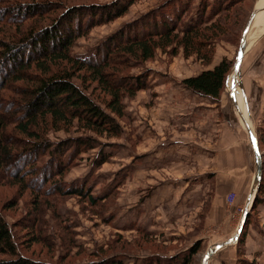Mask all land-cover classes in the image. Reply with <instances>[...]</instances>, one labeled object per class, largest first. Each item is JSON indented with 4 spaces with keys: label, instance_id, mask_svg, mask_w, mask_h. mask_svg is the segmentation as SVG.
Segmentation results:
<instances>
[{
    "label": "rangeland",
    "instance_id": "rangeland-1",
    "mask_svg": "<svg viewBox=\"0 0 264 264\" xmlns=\"http://www.w3.org/2000/svg\"><path fill=\"white\" fill-rule=\"evenodd\" d=\"M3 1L5 0H0V2ZM31 1L35 2V0H20L19 2L25 4L31 3ZM38 1L51 2L56 7L63 9L85 7L93 11L96 10V6L107 5L114 0ZM123 1L125 0H121V2ZM212 2V0H134L132 6L123 17L101 25L98 24V26L90 29L84 37L78 38L72 46L70 54L78 59L95 56L99 46L108 37L121 30L124 26L143 18L144 15L152 11H157L159 7L163 8L167 4L174 7L188 5L190 8L178 25V31H180L192 18L196 17L199 5H212ZM259 4H261V11H259L256 18H263L264 0H246L241 6L237 7L239 8L238 11L232 12L229 18L227 17L228 20L224 25L225 29L234 30L236 28L235 25L238 24L237 22L250 16ZM2 7L3 4L0 3V12L3 9ZM60 14L61 12H58L56 16ZM86 18L87 16L85 15L82 24L87 21ZM42 23L44 22L42 21L38 27L46 25ZM26 26H31L30 22ZM253 29L256 30L255 27ZM14 30H16V27L0 26V37L4 38L2 34L4 31ZM143 33H146V31L142 25L132 34L140 37ZM226 33L228 34V31ZM254 33L251 36V43L255 37L257 39L260 33L262 34L258 30ZM132 34L126 32L128 36ZM205 34L203 33L204 36ZM8 36L6 35L5 39H8ZM177 39L172 42V46H165L169 39L156 40L159 46L162 47L154 52L153 59L145 63L133 60L131 63L132 68L126 72L129 73L128 76L134 79L143 72H147V83L150 86L153 84L154 78L162 75L160 71L153 67H160V69H163L161 71H166L167 74L169 72V75L172 72L184 75L185 64L207 66L203 63V60L198 58L197 54L186 57L182 48H180L181 46H176L179 45L177 41H180L181 37L179 36ZM238 46L239 43L236 48V45L227 42H218L213 45L210 51L212 58L209 64L216 53L219 52L222 53V59L226 58L234 63ZM208 51L209 49L202 50V54ZM212 52L213 54H211ZM50 66L52 67L51 71L46 76L41 74V72L32 70V67L27 69L25 72L27 74L24 76L27 78L30 75L35 77V73H38L37 78L34 80L24 78V81L20 82L12 83V81H9V87L7 88L15 87L20 92L7 93L8 101L0 100L1 104L4 106L6 102L4 107L10 108V111H14L16 108L20 109L29 99L21 91L24 89L33 91L38 87L36 86V83H39L37 79L40 80L44 76H57L61 70L69 68L66 67V64L59 61H55ZM168 68H172V70H168ZM84 74L85 72L82 71L76 74V77H82ZM231 74L232 71L230 72ZM230 75H228V78ZM238 77L239 88L243 96L241 67ZM73 83L80 89H84L81 91L86 95L91 96L92 93V98L101 105L100 93L102 92L100 89H96L97 84H89L87 82L85 86L80 78H74ZM235 83L238 82L236 81ZM225 85L226 88L221 94L224 93L230 101V92L228 90L231 86V78L227 79ZM21 87L24 88L21 89ZM101 96L102 98L104 97L103 95ZM117 97L122 102L125 114L123 118L111 114L121 128L119 137L108 138L107 135L98 136L94 133L83 132L78 128L76 122L70 129H61L58 132L41 127V130L36 133L39 134L40 138L42 137L43 140L45 139L48 142L47 145L50 148L45 155L40 150L38 153L40 158L36 161H32V157L23 155L25 153L23 149H26V144L31 140L29 141L26 137L14 132V122L12 120L22 117V114H18L20 116L15 118V114L9 112V116L4 117V121L12 124L8 128L12 133H9L10 138L7 133L5 137L8 139L5 147H7V150H11V160H8L0 167V216L11 231L13 241L17 245L21 258L41 264H95L103 258L112 257L118 258L123 264H144L143 257H147V255L174 256L177 254L176 252L180 253L179 251L187 249L185 248L186 246L188 247L186 240L193 239L199 233L200 235L201 233L205 235L214 231L205 221V215L210 206L209 198L201 205H188L185 203V208L177 216L187 219L189 215H192L196 222L193 227L194 230L190 233L183 231L185 233L184 236L181 234L175 236V243H171L170 240L166 241L171 236L165 237L162 233L156 237L157 233L153 234L149 231L150 223L146 215L161 211L164 216V224L168 222L170 224L173 219L171 216L177 213L179 207L172 205L171 200H168V204L164 206H155L151 202L153 195L156 193L155 184L147 183V178L143 174V151L147 152L149 149L147 146L143 148V113H145L143 111V91L131 93L120 89ZM0 99H2L1 96ZM235 111L237 112V110ZM237 114L242 116L238 112ZM9 119L12 120L9 121ZM246 127L248 128L247 124L245 126L247 130ZM249 127L252 128L250 122ZM261 129H264V127H260ZM252 132L256 138L255 132ZM84 137L85 140H92L89 143L91 144V149L82 148L81 153L78 152V149L76 153L73 152V149L67 151L68 148L63 149L62 153L54 152L58 149L55 147L60 141L76 138L83 140ZM262 149L264 150L263 147ZM26 150L29 151V148ZM59 156H62L63 164L59 162ZM100 159L106 160L101 166H97V161ZM58 164L62 166V175L60 176H56V172L60 168L58 167L57 171H55ZM26 165H34L36 168L46 165L48 168L50 167V170L47 172V167L40 168L38 169L39 173L36 172L35 176L29 178L22 173V168ZM15 171L18 174L13 176ZM47 177H50V184L42 188L43 180ZM49 185L52 187L48 188ZM54 185H58V187ZM78 186H83V197L63 195V191ZM203 192L201 190L197 194L200 195ZM208 192L209 190L206 191V194ZM88 198L95 199L94 203L91 204ZM235 199L236 195L233 193L228 194L225 199V215L232 217V220L235 219L234 223L239 220V216H241L239 212L242 209V207L236 206ZM147 234L151 241L143 237V235ZM161 237L164 239H161ZM183 240L185 241L183 242ZM199 243L201 242L199 241ZM204 254V249H201L200 245V252L196 256L194 264H201ZM2 260L9 259L0 257V261Z\"/></svg>",
    "mask_w": 264,
    "mask_h": 264
},
{
    "label": "trees",
    "instance_id": "trees-1",
    "mask_svg": "<svg viewBox=\"0 0 264 264\" xmlns=\"http://www.w3.org/2000/svg\"><path fill=\"white\" fill-rule=\"evenodd\" d=\"M20 0H5L0 2L3 9L0 12V26L16 27L14 31H4L3 37H0V96L3 101H8L7 93L20 92L15 87H9V81H24L27 69H34L36 72L48 75L51 66L55 61L66 64L68 69L61 70L59 75L51 77H41L36 83V89H24L23 92L29 99L20 109L10 111L0 102V167L11 160V150H7L5 143L8 142L6 133L9 136V126L4 121V117L9 116V112L22 114L18 119H9L14 123V132L20 136L26 137L29 142L23 149V155L32 157V161L40 158L39 151H49L48 142L36 133L41 127L54 130L70 129L74 122L77 123L81 131L94 133L98 136L107 135L108 138L119 137L121 128L111 114L123 118L124 107L117 97L120 89L131 93H137L147 90V72H143L132 79L126 73L131 69L133 60L147 62L153 59L154 52L160 49L156 40L166 39L165 46H172V42L181 37L176 45L182 48L186 57L197 54L203 63L209 65L211 60L210 51L213 45L218 42H227L237 45L240 41L243 29L249 16L245 20H240L235 25V29H225L227 17L232 12L238 11L239 6L246 0H212L211 4L199 5L196 17L192 18L180 31L178 25L182 22L184 16L189 12L188 5L170 6L167 4L163 8H157L108 37L107 40L99 46L97 54L93 57L78 59L71 56V48L78 38L84 37L93 27L106 22H111L123 17L134 0H114L110 4L96 6V10H88L85 7L61 8L47 1H31V3L19 2ZM211 5V6H210ZM210 6V9H209ZM237 8V9H236ZM63 10V12H62ZM61 12L59 16H56ZM87 16V21L82 24L83 17ZM42 27H38L42 22ZM41 21V22H40ZM30 22L31 26H26ZM143 25L146 33L136 36L134 31ZM223 25V26H222ZM228 31V34L226 31ZM126 32L132 35H126ZM203 33H206L205 36ZM9 35L5 39V36ZM178 40V39H177ZM202 40V41H201ZM209 49L202 54V50ZM102 51V52H101ZM213 54V52L211 53ZM127 56V57H125ZM46 66V67H44ZM233 66L232 60L222 59L221 62L211 71H204L199 75L187 78L181 81V85L201 97L211 99L218 103L221 93L226 88L228 75H230ZM50 68V69H49ZM84 71L82 77L76 74ZM32 75L28 79L37 78ZM126 74V75H124ZM40 77V76H39ZM74 78H80L82 83L97 84L96 89H100L101 106L88 94L73 83ZM18 85V84H16ZM24 87H21V89ZM30 90V91H29ZM82 90V91H81ZM28 92V93H26ZM24 95V96H25ZM103 95L104 97L102 98ZM17 116V117H16ZM16 121V123H15ZM65 130V131H66ZM12 134V133H11ZM256 139L259 152L261 154V181L259 183L250 214L244 225V228L238 238L237 245L240 247L245 240V231L251 214L262 202L264 197V129L256 132ZM80 138L66 139L60 141L54 152L62 153L63 149H73V152L81 153L82 148H90L92 140H83ZM64 146V147H63ZM61 148V149H60ZM78 153V154H79ZM22 155V156H23ZM63 156V155H62ZM60 157V163L63 161ZM106 159L97 161V166H101ZM44 165L41 169L46 168ZM53 167V166H52ZM60 170L57 171V168ZM65 167V166H64ZM34 165H26L22 171L23 175L31 178L39 173ZM48 168V167H47ZM62 166L58 164L55 171L56 176L62 175ZM49 172L50 167L46 169ZM18 174L13 172V176ZM24 176V179H25ZM31 180V179H29ZM50 184V177L43 180L42 188ZM57 186L58 185H54ZM52 186L49 185L48 188ZM83 186L73 187L63 191L64 196L83 197ZM48 190V189H47ZM57 190V189H56ZM89 202L94 203L95 199L88 198ZM149 240V235H143ZM151 241V240H149ZM201 243L196 242L187 250L177 253L174 256L147 255L143 257L144 264H194L195 256L200 251ZM16 243L13 241L12 233L0 216V257L9 260L0 261V264H41L26 260L20 257ZM161 254V253H160ZM165 255V254H163ZM95 264H123L118 258H103Z\"/></svg>",
    "mask_w": 264,
    "mask_h": 264
},
{
    "label": "crops",
    "instance_id": "crops-1",
    "mask_svg": "<svg viewBox=\"0 0 264 264\" xmlns=\"http://www.w3.org/2000/svg\"><path fill=\"white\" fill-rule=\"evenodd\" d=\"M259 5L255 18L261 11ZM255 28L262 34L255 37L256 41L254 39L243 54L241 71L242 99L256 134L264 127V22ZM254 30L252 26L249 39L255 34ZM221 60L222 53L219 52L207 66L185 64L184 75L175 72L169 75L160 67H153L162 75L154 78L153 84L143 91V148L149 147L147 152L143 151V174L147 183L155 184L156 193L151 202L155 206H164L171 200L172 205L179 207L171 216L170 224H164L161 211L146 215L149 231L157 233L156 237L162 233L165 237L171 236L166 241L175 243V236H184L183 231L194 230V216L189 215L187 219L177 216L185 203L201 205L209 198L205 221L214 231L205 235L199 233L186 240L188 247L200 241L204 253L235 236L240 218L234 223L235 219L225 215V199L233 193L236 206L244 208L258 171L246 125L224 93L215 103L180 84L184 79L213 70ZM237 82L235 86L239 87V77ZM235 86L232 87L231 82L228 92L234 95L237 103ZM201 190L204 192L198 195ZM262 199L251 214L242 246L236 242L221 247L207 264H264V197Z\"/></svg>",
    "mask_w": 264,
    "mask_h": 264
},
{
    "label": "water",
    "instance_id": "water-1",
    "mask_svg": "<svg viewBox=\"0 0 264 264\" xmlns=\"http://www.w3.org/2000/svg\"><path fill=\"white\" fill-rule=\"evenodd\" d=\"M257 13V10L256 8L252 11V13L250 14V16L248 17L247 19V22L245 24V27L243 29V32H242V35H241V38H240V42H239V46H238V49H237V53H236V57H235V60H234V63H233V66H232V69L231 71L234 73V74H237L238 70H240V67H241V61H242V57L243 55H241V51H242V48H243V44H244V41H245V38H246V35L248 33V30L250 28V25H251V22L255 16V14ZM230 101L233 102V100H231V97H230ZM234 104V103H233ZM235 105V104H234ZM234 108L237 110L238 113L239 110L237 108V106H234ZM243 122L245 121L244 118L241 116ZM245 124V122H244ZM247 128V127H246ZM247 132L248 134L250 135V138H251V142H252V145H253V150H254V154H255V158H256V163H257V168H258V171H257V176H256V180L254 182V185H253V189H252V193L245 205V207L243 208V213L241 214L240 216V221H239V226H238V229H237V232L235 234V236L233 237V239H231L229 242L227 243H224V244H220V245H214L213 247H211L203 256L202 258V261H201V264H207L208 261L210 260V258L215 254V252H217L221 247L223 246H226L228 244H231V243H236L238 241V238L244 228V225L248 219V216L250 214V211H251V203L252 201H254V197L256 195V192H257V189H258V186H259V183L261 181V155H260V152H259V149H258V145H257V141H256V138H255V135H251L250 132H249V129H247ZM253 133V132H252ZM254 193V194H253ZM253 196V197H252Z\"/></svg>",
    "mask_w": 264,
    "mask_h": 264
},
{
    "label": "bare ground",
    "instance_id": "bare-ground-1",
    "mask_svg": "<svg viewBox=\"0 0 264 264\" xmlns=\"http://www.w3.org/2000/svg\"><path fill=\"white\" fill-rule=\"evenodd\" d=\"M259 5H257V7H258ZM257 7H256V9H257ZM257 14V13H256ZM256 14H255V16H256ZM255 16H254V18H255ZM254 18H253V20H252V22H251V25H250V28H249V30H248V33H247V35H246V38H245V41H244V44H243V48H242V51H241V55H243L245 52H246V49L248 48V46L249 45H251L250 43H251V38L249 39V36H250V34H251V29H252V26H253V28L254 27H257L258 25H260V24H262V22H264V17L263 18H256L255 19V21H254ZM253 22H254V24H253ZM248 39H249V41H248ZM248 41V42H247ZM239 71L240 70H238V72H237V74H239ZM237 74H234L233 72H232V74H231V82H232V87H234L235 86V82L237 81V79H238V75ZM235 89H236V98L238 99L237 100V103H236V101H235V99H234V95L230 92L229 93V95H230V97H231V100H233V102L232 101H230L231 102V104L233 105V107L234 106H237V108H238V110H239V112H240V114L244 117V119H245V125L247 124V126H248V128L247 129H249V132H250V134L251 135H253V133H252V128H250L249 127V122H248V118H247V115L245 114V105H244V102H243V99H242V95H241V90H240V88L236 85L235 86ZM235 105H234V104ZM235 109V108H234ZM236 110V109H235ZM243 122V123H244ZM254 194V193H253ZM253 197V196H252ZM253 202L254 201H252V203H251V206L253 205ZM240 214V213H239Z\"/></svg>",
    "mask_w": 264,
    "mask_h": 264
},
{
    "label": "built area",
    "instance_id": "built-area-1",
    "mask_svg": "<svg viewBox=\"0 0 264 264\" xmlns=\"http://www.w3.org/2000/svg\"><path fill=\"white\" fill-rule=\"evenodd\" d=\"M230 200H231V202H232V199L230 198ZM240 215L243 213V208L242 209H240Z\"/></svg>",
    "mask_w": 264,
    "mask_h": 264
}]
</instances>
